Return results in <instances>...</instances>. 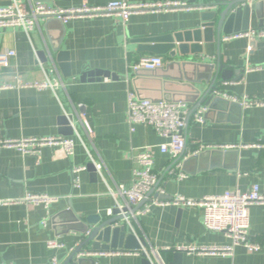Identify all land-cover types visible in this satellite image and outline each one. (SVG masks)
Returning a JSON list of instances; mask_svg holds the SVG:
<instances>
[{
	"label": "crops",
	"instance_id": "obj_1",
	"mask_svg": "<svg viewBox=\"0 0 264 264\" xmlns=\"http://www.w3.org/2000/svg\"><path fill=\"white\" fill-rule=\"evenodd\" d=\"M17 1L41 2L66 9L83 4L99 6L120 1L133 4L168 0ZM176 1L188 2L196 8L136 14L130 16L125 24L114 17L81 18L65 25L39 20L28 36L18 28L0 30V53L15 51L11 68L0 76V84L14 74L26 82L47 77L62 83L55 93L30 88L0 91V140L47 136L74 140V154L68 157L53 147L42 148L37 160L21 156L14 149H0V199L22 198L25 193L58 198L48 212L42 206H0V264H50L52 258L62 264L79 243V235L71 228L75 226L72 219L82 220L89 215L106 218L107 211L114 207L113 198L108 195L94 168L81 174L79 189H72L71 167L87 163V154L75 133L92 150L95 159L103 163L105 179L111 186L131 184L132 157L136 151L147 148L154 158L158 187L165 193L163 198L178 194L199 199L234 189L244 193L252 185H257L264 193V150L240 147L264 144V70H246L264 64V39H255L251 49L246 37L224 40L235 34L264 31V0L248 2L247 10H243L244 5L239 6V15L234 19L229 17L223 26L220 44H216L214 27L208 42L201 36V53L190 54L191 49H188L184 56L179 50L182 44L175 40V36L185 40L183 35L197 30L205 13L215 12L213 22L216 24L221 8L198 6L208 0H196L195 3L191 0ZM11 2L0 0V7ZM254 4L256 8L252 10ZM184 45L195 46L194 43ZM170 47L177 50L175 58H170L166 52ZM58 52L68 53L70 77H64L61 72L56 60ZM218 54L231 71H239L240 79L219 83L217 87L239 99L246 96L260 100L263 105L245 110L239 103L216 102L212 108L200 107L206 109L204 123L193 120L194 111L186 127V150L190 159L184 165V160L177 165L172 164L167 155L159 152V145L165 140L154 130L143 125H135L133 131L130 130L127 122L128 93H133L136 98L140 92L168 100L186 99L190 113L194 104L189 101L191 91L185 86L192 85L198 90L207 86L204 82L187 84L185 80L163 79L166 74L157 78L143 72L137 77L130 66L141 57L156 55L162 57L163 66L170 62L193 65L189 74L191 80L197 81L199 73L195 66L215 64ZM95 71L108 72L119 79L102 77L98 81H80L82 74ZM176 71V68H170L167 75L177 74ZM161 80L172 83L161 91L158 84ZM65 115L71 120L62 124L60 119ZM81 122L91 128L93 142H89ZM200 145L207 147L197 155L190 154ZM169 171L173 174L181 171L186 178L177 180L175 175H169ZM155 195L151 196L154 198ZM136 212H132L134 216L129 219L130 226L126 224L127 230L153 249L186 244H230L222 234L203 229L201 214L197 210L152 205L146 214ZM46 217L48 219L43 226L42 221ZM249 236L260 243L259 252L248 253L244 248L236 247L232 256L193 257L183 254L178 260L174 252H160V261L154 258L147 261L149 264H264V206L250 207ZM52 239L63 243L64 247L48 249L46 242ZM125 251L85 252L82 257L93 261V264H143V257Z\"/></svg>",
	"mask_w": 264,
	"mask_h": 264
},
{
	"label": "built area",
	"instance_id": "obj_2",
	"mask_svg": "<svg viewBox=\"0 0 264 264\" xmlns=\"http://www.w3.org/2000/svg\"><path fill=\"white\" fill-rule=\"evenodd\" d=\"M196 8L188 2L168 0L164 2H143L127 3L125 1L109 2L99 6H88L83 4L77 8H56L45 3H23L12 0L8 6L0 7V30L7 28L21 29L27 36L37 26L39 20L56 19L65 25L71 20L81 18H99L114 17L122 24H125L129 17L143 13H159L169 11H187ZM246 37L249 43L255 39L263 40L264 31H249L244 34H235L226 37L224 40ZM249 49L250 46H249ZM15 57L14 50H6L0 53V76L6 70L11 68V60ZM163 59L160 56H144L130 66L135 72L138 70L154 71L163 66ZM247 71L264 70V64L247 68ZM60 80H50L45 77L41 81L26 82L21 80L20 76L14 74L11 79L0 84V91L35 89L38 91L50 90L53 93L61 86ZM226 84H224L225 86ZM216 98H221L231 103H239L243 109L262 106L263 103L257 99H248L243 96L241 99L234 95L220 90L219 87L212 92ZM190 107L183 102H158L153 103L147 99H138L133 93H128L127 99V122L130 130L133 126L143 125L151 128L165 141L159 145V152L167 155L172 162L182 156L180 161L187 158L188 153H184V130L186 128V119L189 115ZM206 109L202 108L193 114V120L196 123L203 124V114ZM66 118L67 115H65ZM89 142H93V132L85 123L81 122ZM80 140L86 154L87 163L78 166H72L70 169L71 187L73 190L79 189L81 185V174L91 165L96 174H98L106 186L107 193L114 200V207L107 211L111 216L113 209H118L121 214L123 208L128 209L130 217L134 216L132 209H137L140 202L145 203L137 209V214H146L150 207L154 206H174L179 208H191L201 214V224L206 232L219 233L230 241L228 246H205L186 244L174 246L172 248H163L161 250L153 249L146 243L141 245L139 250L125 251L127 254L145 257L149 261L151 258L160 261V252H174L186 254L193 257L204 256H232L236 247L244 248L248 253H257L261 249L260 243L252 240L249 236V209L252 206H264V193L257 185H252L248 191L242 193L237 189L229 190L221 195L204 196L199 199H189L184 196L174 194L167 198L159 199L147 194L154 190L157 196H164V190L158 187V174L154 171V158L147 148L136 151L132 157V180L129 186L121 184L109 185L104 176V166L101 161H97L87 145L81 141L79 135L75 133ZM44 147H53L62 150L66 157L74 154V140L63 136L30 137L14 140H0V149H14L21 156H31L37 159L40 157L41 149ZM207 146H198L190 154L197 155ZM241 148H255L264 150V144L257 143L252 145H243ZM232 148V146H228ZM179 161V162H180ZM179 162L175 163L177 165ZM177 180H183L186 175L181 171L172 173ZM58 202V198L46 194L25 193L22 198L0 199V206L29 205L42 206L46 212L48 208ZM135 213V214H136ZM129 217V219H130ZM47 217L42 221L45 226ZM125 220V224L130 226V220ZM46 246L50 250H59L64 247L63 243L56 239L48 240ZM82 254L81 256H84ZM50 264H58L56 258H52Z\"/></svg>",
	"mask_w": 264,
	"mask_h": 264
},
{
	"label": "water",
	"instance_id": "obj_3",
	"mask_svg": "<svg viewBox=\"0 0 264 264\" xmlns=\"http://www.w3.org/2000/svg\"><path fill=\"white\" fill-rule=\"evenodd\" d=\"M196 0H191L192 3H195ZM254 0H208L200 5H198L200 8H216L220 7L221 11L217 15V22L214 24L213 20L216 17L215 12H209L202 15L201 19L202 22L197 30H194L193 32L187 33L184 36L185 40H183L180 36H175V40L182 44V46L179 47L180 54L182 56L186 55V53L190 50V54H199L202 52L201 46H199V43L201 42V36H204V41L208 42L210 39V34L212 32V29L215 27L216 29V37L215 41L216 44H220L222 33H223V26L225 25L226 21L230 18H236V16L239 15V6L244 5V9H248L247 4L248 2H252ZM256 8V5H252L251 9L254 10ZM242 10V9H241ZM47 22L54 21L61 24L60 21L56 19H47ZM182 36V37H183ZM186 43H194L195 46H185ZM253 42L249 44L250 48L253 46ZM191 47V48H190ZM176 51L174 47H170L169 51L166 52L169 53L170 58L176 57ZM165 52V53H166ZM164 54V52H162ZM220 55L218 54L217 60L215 64L210 65H197L195 68L197 69V73L199 75L197 76V81L191 80V67L188 64H177L176 62H170L169 64H166L162 66L161 68H158L154 71H144V70H138L135 71L134 74L137 77H140L143 72L146 74H151L148 76L152 77H162L165 76L163 79L169 78L174 82H181L182 80H185L187 84H196L198 82H204L206 84V88L203 90H198L191 86H185V88H189L191 91V100H189L191 103L194 104L193 108L191 109L187 119H186V127L187 123L189 121V118L191 114L194 111H197L200 109V107H209L212 108L216 102H224L229 103L228 101H225L221 98H216L212 95V92L217 89V86L219 83H224L229 80L232 81H238L240 79L239 71L234 70L231 71L220 59ZM56 60L59 64V67L61 69V72L64 77H70L71 76V70H70V63L68 58V53L66 52H58L56 56ZM170 68H176L177 74L174 75H167V71H169ZM234 76V77H233ZM88 77V79H87ZM92 77V78H91ZM108 78V79H119L114 74H110L108 72L103 71H95V72H87L85 74H82L80 77L81 82L85 81H98L101 80V78ZM90 78V79H89ZM160 86L162 88L161 91H164L165 88H167L169 83L166 80L159 81ZM163 86V87H162ZM192 87V88H190ZM159 91V90H158ZM160 93V92H159ZM138 99H147L150 100L153 103L158 102H183L187 103L186 99L182 98H175L168 100L167 98H163V96H145L141 94L140 92H137ZM165 97V96H164ZM61 123L67 124L69 123V120L71 118H66L64 116L61 117ZM72 135V132L69 134ZM184 153L187 152L186 150V144H187V136H186V128L184 130ZM197 156H193L192 158H196ZM182 156L176 158V160L173 161L172 164H175L181 160ZM190 158H186L183 161V165L187 160ZM182 165V166H183ZM89 171H93V167L91 165H88ZM182 171V170H181ZM159 184V183H158ZM154 190H150L147 194V197L151 196L153 194ZM157 198H163L164 196H157ZM146 200H143L140 202L137 209L142 207V205L145 203ZM137 209H133L131 212H135ZM122 213L118 209H113L111 216H108L106 218H101L97 215H89L86 216L84 219L80 220L77 218H73L71 222L75 223V226H71L72 230L75 231L79 235V243L77 246L70 252V254L66 257V259L63 261L62 264H93V261L82 257L81 255L85 252L88 253H96V252H108V251H133V250H139L140 244L143 245L144 243L142 240H138L132 233H129L127 230V225L124 224L125 220L129 219L130 212L128 209L123 208ZM183 254L181 253H175V258L178 260L182 257ZM143 264H149L147 259L143 257Z\"/></svg>",
	"mask_w": 264,
	"mask_h": 264
}]
</instances>
